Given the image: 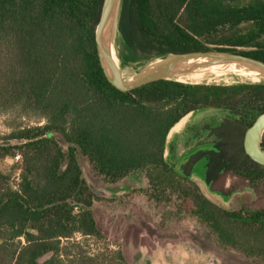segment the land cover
I'll return each mask as SVG.
<instances>
[{"label": "trees", "instance_id": "trees-1", "mask_svg": "<svg viewBox=\"0 0 264 264\" xmlns=\"http://www.w3.org/2000/svg\"><path fill=\"white\" fill-rule=\"evenodd\" d=\"M101 3L0 0V114L34 121L0 136L12 142L0 144V161L21 157L16 182L0 170V264H129L119 250L88 253L73 239L103 238L80 158L106 186L142 173L139 191L153 205L172 204L218 249L264 264V166L242 145L264 112V84L160 79L117 88L94 41ZM118 28L142 58L214 51L264 62V0H123ZM197 109L227 114L186 128L195 150L176 170L175 138L163 157L166 133ZM201 159L212 190L228 196L221 186L232 178L228 191L250 187L257 203L227 211L209 202L189 179Z\"/></svg>", "mask_w": 264, "mask_h": 264}, {"label": "rangeland", "instance_id": "rangeland-1", "mask_svg": "<svg viewBox=\"0 0 264 264\" xmlns=\"http://www.w3.org/2000/svg\"><path fill=\"white\" fill-rule=\"evenodd\" d=\"M226 114L223 110L199 112L186 128L214 125ZM32 123L33 120L1 113L0 136L10 131L11 125ZM186 128L174 140L175 155L172 161L176 166L181 163L182 156L194 148V141L187 139ZM206 134L207 132L203 131L201 138H207ZM207 140L209 139L205 141ZM9 143L12 142L0 139V144ZM202 164L199 163L197 167L200 172H203ZM80 166L85 180L99 197L92 210L97 226L103 234V238L99 239L74 236L73 239L79 240L88 253L105 248L119 250L129 264H258L218 249L192 220L184 214L176 213L172 204L153 205L139 191L146 185L142 173H133L115 185L106 186L83 158H80ZM18 167L19 161L15 156L0 161V170L10 174L12 183L17 181ZM232 182V178H227L221 188L230 186ZM234 186L237 187V192L228 196L226 206H231L233 210L251 201L257 203L255 194L246 186L242 187L239 183ZM49 256L50 254H47L42 260Z\"/></svg>", "mask_w": 264, "mask_h": 264}, {"label": "water", "instance_id": "water-1", "mask_svg": "<svg viewBox=\"0 0 264 264\" xmlns=\"http://www.w3.org/2000/svg\"><path fill=\"white\" fill-rule=\"evenodd\" d=\"M123 0H102L99 17L94 30V41L100 66L107 80L117 88L126 90L137 87L155 80L177 81L179 77L197 72H207L213 70H226L230 73L232 82L228 84H264V62L251 59L242 55L224 52H184V53H164L151 57L142 58L135 52H131L119 31V19ZM122 38L125 48L138 60L143 61L141 65L134 67L127 62L116 49L117 36ZM251 72L258 77L260 82H250L244 78H237L233 72ZM238 79L239 81H234ZM186 83V82H182ZM206 84V83H188ZM212 109L191 110L180 117L167 131L164 141L163 157L168 159L170 143L180 133H183L186 126L195 120L197 113L210 111ZM181 126L174 130L177 124ZM264 132V112L256 116L252 124L245 130L243 135V150L245 154L254 162L264 166V148L261 146L262 134ZM195 148L188 151L181 158V163L176 166L178 170L185 158L189 156ZM189 179L198 187L201 194L212 204L221 209L231 211V206H226L225 201L228 196L212 190L206 183L204 173L199 169H194Z\"/></svg>", "mask_w": 264, "mask_h": 264}, {"label": "bare ground", "instance_id": "bare-ground-1", "mask_svg": "<svg viewBox=\"0 0 264 264\" xmlns=\"http://www.w3.org/2000/svg\"><path fill=\"white\" fill-rule=\"evenodd\" d=\"M117 45L116 49L122 57L129 62L132 66L137 67L142 64L143 61L138 60L136 56L131 54L124 45V42L122 38L117 36ZM233 74L238 78H244L249 80L250 82H260L258 77L253 76V73L251 72H240V71H235ZM177 80L181 82H186V83H206V84H228L232 82V79L230 77V73L226 70H213V71H207V72H197L193 74H189L186 76H181ZM234 81H239L238 79H234ZM181 126L180 124H177L174 127V130L179 129Z\"/></svg>", "mask_w": 264, "mask_h": 264}, {"label": "flooded vegetation", "instance_id": "flooded-vegetation-1", "mask_svg": "<svg viewBox=\"0 0 264 264\" xmlns=\"http://www.w3.org/2000/svg\"><path fill=\"white\" fill-rule=\"evenodd\" d=\"M199 163H203L202 164V169H203V173H204V161H203V159H201L200 161H198L193 167H192V170H194V169H196L197 167H198V165H199ZM228 187H226V186H224V187H222L221 188V191L223 192V193H226V194H228V196H230V195H232L233 193H236L237 192V189H234V190H231V191H228ZM247 189H249L252 193H254L253 192V190L250 188V187H247ZM235 208H233V210H234Z\"/></svg>", "mask_w": 264, "mask_h": 264}, {"label": "built area", "instance_id": "built-area-1", "mask_svg": "<svg viewBox=\"0 0 264 264\" xmlns=\"http://www.w3.org/2000/svg\"><path fill=\"white\" fill-rule=\"evenodd\" d=\"M15 159H16L17 161H19V163L21 162V157H20L19 154H16V155H15ZM80 236H81V235H80Z\"/></svg>", "mask_w": 264, "mask_h": 264}]
</instances>
